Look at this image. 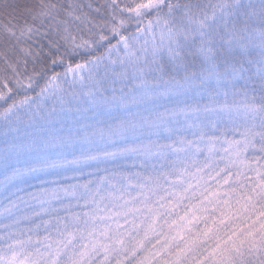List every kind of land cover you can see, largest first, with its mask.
Masks as SVG:
<instances>
[{
    "label": "snow or ice",
    "instance_id": "obj_1",
    "mask_svg": "<svg viewBox=\"0 0 264 264\" xmlns=\"http://www.w3.org/2000/svg\"><path fill=\"white\" fill-rule=\"evenodd\" d=\"M0 264H264V0H0Z\"/></svg>",
    "mask_w": 264,
    "mask_h": 264
}]
</instances>
